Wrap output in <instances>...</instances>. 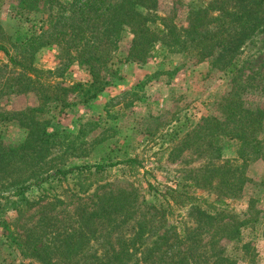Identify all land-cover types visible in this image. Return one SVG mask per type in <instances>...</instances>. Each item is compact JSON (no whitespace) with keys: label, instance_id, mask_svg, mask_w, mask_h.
<instances>
[{"label":"trees","instance_id":"obj_1","mask_svg":"<svg viewBox=\"0 0 264 264\" xmlns=\"http://www.w3.org/2000/svg\"><path fill=\"white\" fill-rule=\"evenodd\" d=\"M17 1L23 9L46 13L44 36L47 40L42 44L56 45L65 59L63 65L84 67L89 80L52 83L45 76L50 72L34 66L32 54L20 58L0 44L6 66L20 71L15 82L9 85L14 91L34 92L38 100L36 106L23 110H0V126L14 122L25 132L19 143L6 144L0 139V237L3 241L29 260L23 264H128L124 258L132 254L145 226L150 223L149 228L152 227L156 220L163 224L175 208L183 207L196 216L199 226L211 223L215 216L227 221L206 234L209 236L206 240L201 232L195 234V228L183 232L174 228L172 242L169 243L166 234L159 236L140 261H148L157 251V258L151 260L153 264L234 263L224 254L221 240L239 239L242 227L257 223V219L250 213L251 207L242 216L235 213L221 216L224 210L218 208L224 204L223 199L238 196L249 180L244 167L261 147L259 134L264 135V108L245 106L235 92L219 101L221 118L206 117L201 125L186 132L171 153L189 149L205 157L201 166L188 180L162 195L165 205H150L151 216L137 220L130 235L122 232V225L134 217L138 206L137 191L131 185H98L101 192L79 197L70 207L61 210H55L61 200L54 191L67 177H87L120 165L141 167V160L137 156L113 160L114 151L109 150L92 164L56 166L47 159L54 147L55 133L47 131L50 118L45 114L51 102H56L61 109L72 105V95L78 96L81 103L96 98L112 78H118L120 64L145 63L157 46L186 54L197 63L207 62L211 70L234 78L241 71L243 47L264 31V0H199L188 7L182 24L172 14H157L158 0ZM125 36L130 37L129 45L122 51L120 42ZM176 134L174 129L170 137ZM233 144H236L235 156L224 158V146ZM210 184L217 187V197L222 199L218 207L191 192L193 188ZM91 185L79 189L87 190ZM32 188L38 191L33 198L27 194ZM146 191L158 193L149 182ZM203 206L214 209L208 208L213 214ZM10 211L14 212L12 216L7 215ZM96 243L103 248L99 255H96L98 248L92 249Z\"/></svg>","mask_w":264,"mask_h":264},{"label":"rangeland","instance_id":"obj_2","mask_svg":"<svg viewBox=\"0 0 264 264\" xmlns=\"http://www.w3.org/2000/svg\"><path fill=\"white\" fill-rule=\"evenodd\" d=\"M198 1L158 0L156 12L162 16L172 14L175 21L182 24L188 7ZM45 17L43 11L21 8L17 0H0V44L20 58L32 54L34 66L50 72L45 76L52 83L87 82L89 74L84 67L77 64L65 67V59L59 54L58 47L42 44L47 40L44 36L47 28ZM129 39V36H125L120 42L122 51L127 50ZM240 60L241 71L233 78L221 71L211 70L207 62L197 63L186 54L157 46L145 63L120 64L118 78H112L110 85L96 98L81 103L78 96L72 95V105L63 109L56 102H51L52 106L45 116L50 118L47 131L55 135L54 147L47 159H51L56 166L71 168L92 164L109 150L114 151L113 160L123 156H137L141 160V167L120 165L87 177H67L55 188L54 194L61 200L55 210L70 207L79 197L101 192L98 185L110 184L115 187L129 184L137 191L138 197L134 217L122 225V232L130 235L137 220L151 216L150 205H165L162 195L179 182L182 184L185 179L188 180L201 166L205 157L189 149L171 153L186 132L197 128L206 117L221 118L219 101L235 92L245 106L264 108V31L253 36L243 47ZM19 72L6 66V57L0 51V110H23L38 104L34 92L14 91L9 85L15 82L14 78ZM174 129L177 134L170 137ZM24 136V130L14 122L0 126L3 143H19ZM259 138V151L244 167L249 180L238 196L223 199L224 204L218 208L224 210L221 216L230 213L242 216L251 207L250 213L257 219V223H247L242 227L239 239L221 240L224 254L231 258L232 264H264V135L259 134ZM235 150L236 144L225 145L222 156L232 158ZM148 182L157 188L158 193L146 191ZM88 184H92L91 188L79 189L86 188ZM37 192L36 188H32L27 194L33 198ZM191 192L216 207L222 200L217 197L218 189L214 184L193 188ZM203 207L208 212L214 210ZM13 214L10 211L7 215ZM167 217V222L163 224L156 220L152 227L149 228L150 223L145 226L132 254L124 258L128 264H153L151 260L157 258V251L148 261H140V258L145 256L159 236L166 234L169 243L172 242L174 228L182 232L195 228V234L201 232L206 240L209 237L206 234H211L217 226L227 221L215 216L211 223L199 226L196 216L183 207L175 208V212ZM165 227L172 228L166 231ZM98 243L92 248H98L96 255L103 250ZM28 261L0 237V264H23Z\"/></svg>","mask_w":264,"mask_h":264}]
</instances>
